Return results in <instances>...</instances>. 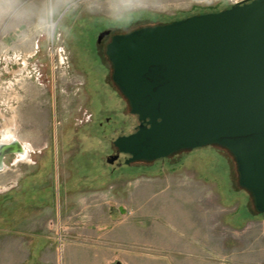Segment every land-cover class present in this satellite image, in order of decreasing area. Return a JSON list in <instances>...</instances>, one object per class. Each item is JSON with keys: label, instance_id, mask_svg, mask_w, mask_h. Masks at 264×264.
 <instances>
[{"label": "rangeland", "instance_id": "374dc122", "mask_svg": "<svg viewBox=\"0 0 264 264\" xmlns=\"http://www.w3.org/2000/svg\"><path fill=\"white\" fill-rule=\"evenodd\" d=\"M241 1L0 0V141L30 152L0 172V264H264V214L226 150L107 162L137 126L110 36Z\"/></svg>", "mask_w": 264, "mask_h": 264}, {"label": "water", "instance_id": "95a60500", "mask_svg": "<svg viewBox=\"0 0 264 264\" xmlns=\"http://www.w3.org/2000/svg\"><path fill=\"white\" fill-rule=\"evenodd\" d=\"M110 35L102 32L98 43ZM105 56L137 121L132 134L113 141L109 164L120 155L130 165L218 147L264 214V0L112 35ZM29 154L15 138L0 141V172L7 157Z\"/></svg>", "mask_w": 264, "mask_h": 264}, {"label": "flooded vegetation", "instance_id": "af4514ba", "mask_svg": "<svg viewBox=\"0 0 264 264\" xmlns=\"http://www.w3.org/2000/svg\"><path fill=\"white\" fill-rule=\"evenodd\" d=\"M115 88H116V87H115ZM118 92H119V91H118ZM119 93H120V92H119ZM121 96H122V95H121ZM135 119H136V118H135ZM135 128H136V126L133 128V131H132V132L127 133V134H124V135L126 136V135H130V134H132V133L135 131ZM124 135H121V136H124ZM113 141H114V140H113ZM113 141H112V144H113ZM116 154H117V151H116V149H115V154L110 155V157L115 156ZM128 158H129V156H126V155H120L119 158H118V160L115 161V164H117V165L119 166V165L125 163V161H126Z\"/></svg>", "mask_w": 264, "mask_h": 264}, {"label": "built area", "instance_id": "2783aa9c", "mask_svg": "<svg viewBox=\"0 0 264 264\" xmlns=\"http://www.w3.org/2000/svg\"><path fill=\"white\" fill-rule=\"evenodd\" d=\"M53 52H54L55 55L59 56V59H60L61 63L64 62V60H66L65 57L63 56L64 52L62 50L58 49V50H54Z\"/></svg>", "mask_w": 264, "mask_h": 264}, {"label": "crops", "instance_id": "0c3cea01", "mask_svg": "<svg viewBox=\"0 0 264 264\" xmlns=\"http://www.w3.org/2000/svg\"><path fill=\"white\" fill-rule=\"evenodd\" d=\"M24 139H25V138H24ZM25 140H26V139H25ZM20 142H22L24 145H26V143H25L26 141L24 142L23 140H20ZM27 146H28V145H27ZM34 146H36V145L34 144ZM40 146H41V145L36 146L35 148H40ZM25 174H27V173H25ZM27 176H28V175H24V179H25V180H26ZM22 179H23V178H22ZM24 179H23V180H24Z\"/></svg>", "mask_w": 264, "mask_h": 264}, {"label": "bare ground", "instance_id": "6f19581e", "mask_svg": "<svg viewBox=\"0 0 264 264\" xmlns=\"http://www.w3.org/2000/svg\"><path fill=\"white\" fill-rule=\"evenodd\" d=\"M11 138H13V136H10L8 137V140H11ZM8 140H5L4 142L8 141ZM27 146V145H26ZM27 149H28V146H27ZM30 149V148H29ZM20 161H23V160H20Z\"/></svg>", "mask_w": 264, "mask_h": 264}, {"label": "trees", "instance_id": "16d2710c", "mask_svg": "<svg viewBox=\"0 0 264 264\" xmlns=\"http://www.w3.org/2000/svg\"><path fill=\"white\" fill-rule=\"evenodd\" d=\"M179 20V19H178ZM174 21V20H173ZM171 22V21H170ZM168 23V22H167Z\"/></svg>", "mask_w": 264, "mask_h": 264}]
</instances>
